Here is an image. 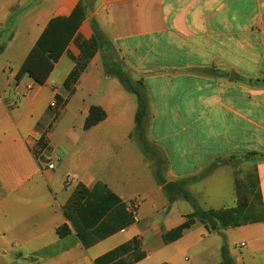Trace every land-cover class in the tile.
<instances>
[{
    "label": "crops",
    "instance_id": "0c3cea01",
    "mask_svg": "<svg viewBox=\"0 0 264 264\" xmlns=\"http://www.w3.org/2000/svg\"><path fill=\"white\" fill-rule=\"evenodd\" d=\"M80 1L0 0L5 42L22 32L25 48L0 92V264H264V0H92L46 83L16 82L48 23ZM92 20L144 86L147 149L137 96L98 70ZM92 106L107 116L86 130ZM79 184L89 194L69 218ZM185 194L249 220L209 231Z\"/></svg>",
    "mask_w": 264,
    "mask_h": 264
},
{
    "label": "trees",
    "instance_id": "16d2710c",
    "mask_svg": "<svg viewBox=\"0 0 264 264\" xmlns=\"http://www.w3.org/2000/svg\"><path fill=\"white\" fill-rule=\"evenodd\" d=\"M89 4L86 1L81 0L76 8L73 10L69 17H60L51 20L46 26L45 30L41 34L40 38L37 40L36 44L33 46L28 56L24 60L23 64L17 71L15 75L16 82H19L24 75L30 76L39 85L46 83L50 73L52 72L55 63L58 62L60 57L63 55L68 44L76 34L78 28L80 27L83 20L86 18L87 10ZM94 36L99 44V52L101 54L102 62L105 66L106 73L108 75L116 77L120 83L129 92L135 94L138 98L139 109L136 114V129L135 132L141 139V143L144 149H147V144L145 141V122L147 119V109L146 101L144 95V86L141 82H133L127 75L124 66L117 60L120 54L115 48L113 43L106 39L99 29L98 25L94 20L91 22ZM120 60L124 63L120 56ZM80 75V69L75 68L66 81L64 82V87L72 92L73 85L76 84ZM263 82L264 80H256V82ZM106 112L98 106H92L89 110V115L86 118L84 129L88 130L98 123L106 119ZM251 156H257L253 153ZM249 156L242 158L248 159ZM222 164V161L215 162L212 164L204 173V175L216 167ZM89 190L79 184L77 190L72 196L71 200L65 207V214L70 218L69 208H77L81 203L87 198ZM260 196V194H258ZM185 198L193 205L194 212L189 216L190 218H196L203 224H205L209 231L218 230L220 227L228 226H239L246 224L249 220V214L247 213L245 207L239 206L236 208L225 209L220 211H204L198 207L195 200L189 195L185 194ZM189 224H185L182 228L188 227ZM69 229L67 226H61L58 229L60 236H65L68 234ZM136 246V243H134ZM131 245L123 246L113 253H110L104 260L109 259L111 256L117 255L122 250H126Z\"/></svg>",
    "mask_w": 264,
    "mask_h": 264
},
{
    "label": "rangeland",
    "instance_id": "374dc122",
    "mask_svg": "<svg viewBox=\"0 0 264 264\" xmlns=\"http://www.w3.org/2000/svg\"><path fill=\"white\" fill-rule=\"evenodd\" d=\"M83 1H86L90 7L93 3L92 0H83ZM22 11H23V9H15L13 12L16 15L18 13H22ZM11 20H12V17L9 19V21H11ZM9 31H10V23L8 22V24L5 25V27L0 31V92L5 91L6 88L10 85L13 86V84H14L13 74L18 69V67L21 63L22 53L25 51L22 32H18V34L16 35V36H18V38L12 44H7L5 42L6 37L9 35ZM32 36H33V34H30V37H32ZM2 47L4 49H2ZM117 60L124 66L128 76L130 75L129 73H131V74L133 73L131 70L126 69L125 64L122 63V61L120 60V56H119V58H117ZM100 62L101 63L99 64L98 70L100 71V73L102 75L107 74L103 62L102 61H100ZM98 70H96V71H98ZM50 104H51V102H48V106H50ZM148 118H149V114L147 112V120H148ZM58 120H59V117L56 118L55 124L58 122ZM50 124H51V121L49 122L48 126H46V131L48 133L51 132V130H53V126L49 127ZM66 125H67V123H65V127H64V125H62V127H61L62 131L65 128H67ZM73 131H74V135L76 137H79L83 134L82 133L83 128H82V126H80L79 122L75 123ZM52 159H53V161H57V158H52ZM261 214H262V216H264V211L261 212ZM251 217L256 218V217H259V215L258 214L257 215L252 214Z\"/></svg>",
    "mask_w": 264,
    "mask_h": 264
},
{
    "label": "built area",
    "instance_id": "2783aa9c",
    "mask_svg": "<svg viewBox=\"0 0 264 264\" xmlns=\"http://www.w3.org/2000/svg\"><path fill=\"white\" fill-rule=\"evenodd\" d=\"M56 102H53L52 104H51V108H56ZM54 167H55V165H54V163L52 162V160H50L49 161V163H48V165H47V168L48 169H50V170H52V169H54Z\"/></svg>",
    "mask_w": 264,
    "mask_h": 264
}]
</instances>
